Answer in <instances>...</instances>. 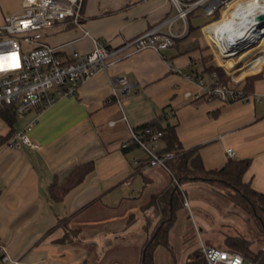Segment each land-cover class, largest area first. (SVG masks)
<instances>
[{"label":"crops","instance_id":"0c3cea01","mask_svg":"<svg viewBox=\"0 0 264 264\" xmlns=\"http://www.w3.org/2000/svg\"><path fill=\"white\" fill-rule=\"evenodd\" d=\"M172 12L169 0H85L82 25L89 36L70 22H60L43 30L42 41L64 57L90 53L93 38L119 48ZM182 28L183 23L176 22L173 32L179 35ZM192 31L176 40L166 58L152 49L125 52L107 70L82 83L75 96L16 116L14 131L33 124L29 135L41 145L39 150L10 148L11 127L0 117V241L11 259L20 264H100L108 258L109 264H123L118 261L121 255L106 256L112 240L118 241L119 232L128 227L122 223L123 214L143 218L139 204H147L171 184L169 172L147 166L148 157L140 147L122 148L130 137L129 125L138 128L162 117L161 124L176 127L184 148L199 150L208 169L222 167L229 159L227 149L232 148L235 159L253 160L245 178L264 193V78L255 82L247 100L209 97L186 76L211 75L203 73L205 56L211 54L212 64L231 74L253 56L242 65L225 68L208 43V50L197 59L192 53L201 46L189 41ZM258 72L264 75V60L251 74ZM118 78L132 84L129 93L121 92L119 83L112 84ZM113 86L118 99L109 102ZM135 158L141 161L139 166ZM88 162H94L95 169L83 183L60 201L49 197L53 183ZM66 222L83 235L68 239ZM91 228H95L92 236Z\"/></svg>","mask_w":264,"mask_h":264},{"label":"built area","instance_id":"2783aa9c","mask_svg":"<svg viewBox=\"0 0 264 264\" xmlns=\"http://www.w3.org/2000/svg\"><path fill=\"white\" fill-rule=\"evenodd\" d=\"M21 1L22 10L0 22V106L13 107L16 116L24 115L36 107H49L62 98L75 96L82 83L100 71L107 70V67L117 62L125 52L134 54L152 49L166 58L165 52L175 45L176 40L189 33L190 16L199 9H204L206 16L213 18L201 26V30L213 53L224 62L239 60L249 48L258 47L264 39V22L255 23V18L264 14V6L244 18L241 17L242 22L236 23V30H240L239 34L242 36L236 35L235 44L229 45L223 43L224 35L220 39L213 28L224 19L225 13H232L238 4L246 0H169L173 6L172 14L122 47H109L93 38L94 49L90 53L73 52L69 57H64L59 54L58 48L43 43L42 32L60 22H70L84 30L82 10L85 0ZM179 21L183 23V28L178 35L173 32V27ZM84 31L85 35L89 36V32ZM207 34H210L209 38ZM237 38L243 40L237 41ZM259 56L262 55L255 54L252 59ZM186 76L196 82L211 98L223 102L248 99L241 88L221 83L215 73L210 75L212 82L209 84L200 74ZM116 82L120 84L121 92H130L132 84L126 78L112 80L113 85ZM113 99H118V89L114 86L109 102ZM122 119L127 122L124 114ZM159 123L161 124V121ZM114 124L115 122H110V125ZM32 125L16 131L8 146L13 149H21L24 146L41 149V145L34 142L29 135ZM129 131L130 137L122 143V148L127 149L132 145L140 147L148 157V167H160L171 174L168 162L175 157V153L161 152L163 131L152 125L138 128L129 125ZM226 153L228 158H234L236 155L232 148H228ZM133 162L137 166L141 164L136 158ZM125 184L130 185V182ZM185 206L190 208L187 197ZM200 250L203 260L197 264H259V261L228 248L206 246L202 243ZM0 263L20 264L5 253L1 241Z\"/></svg>","mask_w":264,"mask_h":264},{"label":"trees","instance_id":"16d2710c","mask_svg":"<svg viewBox=\"0 0 264 264\" xmlns=\"http://www.w3.org/2000/svg\"><path fill=\"white\" fill-rule=\"evenodd\" d=\"M190 30H193L191 24ZM262 43L248 53L252 52L255 54L259 52L264 47ZM211 57L212 55L209 54L203 58V73H215L221 83L231 85L225 71L221 67L212 64ZM205 60H208V63ZM240 61L241 59L235 62L238 65H242L243 63L240 64ZM262 78H264L263 74L248 76L242 86L233 87L241 88L244 96L249 98L254 93L255 82ZM0 117L11 127L8 135L11 139L16 132L13 129L16 122L13 107L6 105L0 106ZM162 119L160 117L142 125H152L163 131L161 152H173L175 153V157L168 162V167L171 171V184L160 193L152 195L147 204V210L152 209V215H154L156 222L151 226L149 220L146 219L147 224L145 228L148 232L151 230V235H149L148 240L142 247L140 264H155L154 254L160 245L168 249L171 248L169 234L175 223L177 211L185 206L187 196L185 190L183 192L181 188L185 184L203 181L212 186L226 189V191L230 192L231 201L237 206H241L249 216V219H252L256 226L260 228L261 232L264 233V193L255 190L251 182L245 178L253 160L250 158H229L222 167L208 169L202 161L199 150L197 148H184L176 131V127L160 124L159 122ZM94 169V162H88L75 167L62 182H56L51 185L48 193L49 197L56 201L62 200L67 193L83 183ZM135 221L136 215L132 214L127 226L132 225ZM250 246L251 242L246 238L240 236H229L226 238V248L239 252L247 258L259 261V264H264V247L255 252ZM202 260L201 250H197L188 255L186 264H197L202 262Z\"/></svg>","mask_w":264,"mask_h":264},{"label":"rangeland","instance_id":"374dc122","mask_svg":"<svg viewBox=\"0 0 264 264\" xmlns=\"http://www.w3.org/2000/svg\"><path fill=\"white\" fill-rule=\"evenodd\" d=\"M21 10V0H0V22H3L6 17ZM212 19L206 16L204 9H199L190 16V24L193 26V31L189 35V41H195L197 45L201 46V49L194 50L192 53L197 59H201L202 53L208 50V42L200 27ZM179 25L181 24H177V27ZM252 49L254 47L249 48L247 51L249 52ZM248 52L240 57V64L246 62L247 59L256 54ZM263 54L264 52H262ZM211 59L213 61V57ZM236 60L234 59V61ZM205 61L207 62L208 60ZM237 73L231 74L228 71L226 73L229 83L237 87L242 86L248 76L259 74L258 72L242 75L241 71ZM203 80L207 84L212 82L208 74L203 76ZM181 188L185 189V194L187 193L186 196L189 200L190 208L183 206L177 211L175 223L169 234L171 248L168 249L163 245L157 247L154 254L155 264H186L188 255L200 250L202 243L206 246L226 248V238L229 236H240L248 239L251 242L250 247L255 252L264 247V233L261 232L252 219H249V216L241 206H237L231 201L229 191L203 181L185 184ZM183 189L182 191L184 192ZM147 204L146 201L139 204V209L144 212V217L142 218V216L137 215L136 221L132 225L128 226L124 232H119L118 236L120 238L118 241L112 240L114 244L111 247L109 246L110 248H108L106 256L118 254L119 256L121 255L118 261L123 264H140L142 247L148 240L149 235H151V230L148 232L145 228L147 224L146 219L149 220L151 226L156 222L154 215H152V209L147 211ZM123 213L125 212L123 211ZM147 213L148 215H146ZM128 214L129 212L123 214V224L126 223L127 225L130 216L132 214L135 215V213ZM64 226L68 230L65 235L69 237L68 239L83 235L77 228L70 226L68 222ZM112 228L114 227H107V229ZM93 232H95V228H91L89 234L92 236ZM107 233L109 234V232ZM108 236L112 237V235ZM109 261L111 260L105 258L100 261V264H109Z\"/></svg>","mask_w":264,"mask_h":264},{"label":"bare ground","instance_id":"6f19581e","mask_svg":"<svg viewBox=\"0 0 264 264\" xmlns=\"http://www.w3.org/2000/svg\"><path fill=\"white\" fill-rule=\"evenodd\" d=\"M263 2L264 0H246L238 4L236 10H234L232 13H225L224 19L220 23H218L216 27L213 28L218 33L220 39L221 36L224 35V37H222L223 43H228L229 45L235 44L236 35L242 36L241 34H239L240 30H236V23H241V20L242 18H244L245 15L254 13L258 10V8L264 6ZM224 31L227 32L225 33ZM207 35L209 38L210 34ZM263 60V56H259L258 58L248 62L241 68L237 67L235 70H233L235 74L238 71H241L242 75L245 73H253L260 68V65L262 64ZM223 65L225 66V68H229L233 65H237V63L232 59L228 62L223 63Z\"/></svg>","mask_w":264,"mask_h":264},{"label":"water","instance_id":"95a60500","mask_svg":"<svg viewBox=\"0 0 264 264\" xmlns=\"http://www.w3.org/2000/svg\"><path fill=\"white\" fill-rule=\"evenodd\" d=\"M263 22H264V14L263 15H259V16H257L255 18V23L256 24H260V23H263ZM241 40H243V38L242 39L239 38L237 41H241ZM258 54H260V53L258 52Z\"/></svg>","mask_w":264,"mask_h":264}]
</instances>
